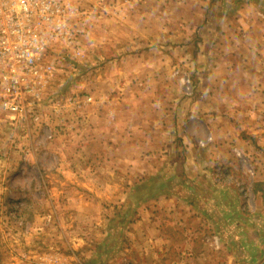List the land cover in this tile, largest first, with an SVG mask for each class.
<instances>
[{
    "label": "rangeland",
    "instance_id": "374dc122",
    "mask_svg": "<svg viewBox=\"0 0 264 264\" xmlns=\"http://www.w3.org/2000/svg\"><path fill=\"white\" fill-rule=\"evenodd\" d=\"M129 1L70 0L77 8L72 18L79 29L81 58L62 47L49 57L54 71L39 105L12 110L0 104V264H139L137 222L142 213H150V222L153 214L164 213L160 218L164 231L176 241L181 236L167 223L170 213H188L180 227L188 226L193 252L198 251L197 244H203L204 256L213 260L212 264H251L247 242L255 240L249 234L255 225L262 234L258 243L264 247V213H257L263 218L257 224L249 220L251 213H243V221L238 224L243 231L232 228L230 236L225 235L228 241L236 234L242 250H226L211 219L191 213L183 202L176 203L168 195L140 202L157 189L174 185L170 181L174 166L166 163L159 150L155 152L163 146L154 138V126L146 128L147 133L142 127L131 130L122 110L118 121L112 123L108 116L109 109L123 104L126 95L132 99H144L146 95L135 85L125 94L119 89L121 84L105 73L104 59L99 58L106 51V43L100 39L105 32L104 21L113 15L108 5L114 3V12L121 13V4ZM174 67L188 72L195 93L193 74L185 63L177 62L166 80L175 90L168 89L166 95L158 90L161 105L148 114L152 120L160 115L176 117V110L170 113L168 106L171 94L178 101L194 97L184 96L171 76ZM138 108L147 114L148 107L135 106L133 110ZM166 122H162L163 127ZM149 147L154 153H146ZM232 159L235 168L215 162L209 175L218 187L224 184V191L239 194L240 203L248 211L255 207L251 189L264 194V185L255 180L247 156ZM263 160L264 155L257 162ZM243 169H250L249 174L240 171ZM153 175L155 179L148 180ZM175 187L176 193L187 195L189 187ZM261 206L264 210V196ZM171 256V251L164 254L161 264H168Z\"/></svg>",
    "mask_w": 264,
    "mask_h": 264
},
{
    "label": "crops",
    "instance_id": "0c3cea01",
    "mask_svg": "<svg viewBox=\"0 0 264 264\" xmlns=\"http://www.w3.org/2000/svg\"><path fill=\"white\" fill-rule=\"evenodd\" d=\"M114 5H108L113 15L104 21L105 32L100 39L106 43V51L99 58L104 59L105 73L121 84L119 89L125 94L135 85L146 95L144 99L126 95L121 104L124 109L114 105L108 116L112 123L118 121L122 110V118L127 119L125 124L131 130L142 127L147 133L146 128L154 126V138L163 146L155 152L159 150L167 158L166 163L174 166L170 179L174 185L158 187L140 202L156 201L163 195L176 203L183 202L191 213L209 217L216 225L222 249L242 250L236 234L228 241L225 235L230 236L232 228L243 231L238 227L243 213H251L249 220L254 224L263 222L257 215L264 213L263 191L251 189L255 207L247 211L239 194L224 191L223 183L218 187L209 170L215 162L234 165L236 149L250 159L255 180L264 185V162H257L264 155V0H131L121 4V13L114 12ZM177 62L185 63L193 74L194 97L178 101L171 94L168 106L170 113L176 110V117L160 115L152 120L148 114L161 105L158 90L164 91L162 95L168 89L175 90L166 80ZM135 106L148 107L147 114L142 112L145 109L133 110ZM165 121L168 123L163 127ZM145 151L154 153L151 147ZM250 169L240 171L247 174ZM175 186L189 187L187 195L176 193ZM148 214L142 213L137 222L139 264H161L168 251L172 252L168 264L213 263L204 256L203 244H197L198 251L193 252L188 226L180 227L188 213H170L167 223L181 236L177 241L164 231L160 219L164 213L153 214L152 222ZM260 231L255 225L249 232L255 239L247 242L251 264L264 256L263 243H258Z\"/></svg>",
    "mask_w": 264,
    "mask_h": 264
},
{
    "label": "built area",
    "instance_id": "2783aa9c",
    "mask_svg": "<svg viewBox=\"0 0 264 264\" xmlns=\"http://www.w3.org/2000/svg\"><path fill=\"white\" fill-rule=\"evenodd\" d=\"M76 15L70 0H0L1 105L12 110L39 105L54 71L49 57L61 47L81 58L79 29L72 18ZM171 76L184 96H193L194 83L184 68L174 67Z\"/></svg>",
    "mask_w": 264,
    "mask_h": 264
},
{
    "label": "water",
    "instance_id": "95a60500",
    "mask_svg": "<svg viewBox=\"0 0 264 264\" xmlns=\"http://www.w3.org/2000/svg\"><path fill=\"white\" fill-rule=\"evenodd\" d=\"M259 264H264V258L261 260V262Z\"/></svg>",
    "mask_w": 264,
    "mask_h": 264
}]
</instances>
